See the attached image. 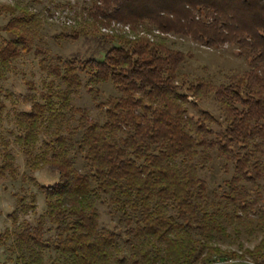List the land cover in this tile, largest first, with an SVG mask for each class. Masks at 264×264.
<instances>
[{
    "label": "trees",
    "instance_id": "16d2710c",
    "mask_svg": "<svg viewBox=\"0 0 264 264\" xmlns=\"http://www.w3.org/2000/svg\"><path fill=\"white\" fill-rule=\"evenodd\" d=\"M82 11L88 27L119 24L129 32L92 35L101 58H57L55 64L42 58L38 66L46 79L40 88L24 81L21 99L29 109L13 111L9 132L26 169H47L55 181L37 186L26 173L19 176L9 141L0 133V180L20 177L38 187L44 203L31 224L24 217L36 214V194L24 188L12 194V229L0 232V247L15 256L1 264H47L43 253L50 250L56 253L51 264H211L234 256L213 240L227 236L229 225L251 221L260 208L264 0H90ZM8 12L11 17L0 28V82L13 61L46 53L33 43L37 14L27 7ZM155 28L209 47L237 45L246 69L228 75L223 84L200 78L179 83L185 57L153 35ZM79 34L93 33L81 28L62 37ZM81 74L102 122L71 104L83 85ZM105 82L117 95L99 103L95 86ZM208 96L221 110L224 126L218 130L207 112H189ZM2 97L10 95L0 86V122L6 112ZM71 119L74 127L67 123ZM71 152L81 159V168ZM213 154L223 161L224 173L231 167L220 194L209 191L198 175L210 170ZM97 201L118 214L121 230L100 226ZM253 262L262 264L257 258Z\"/></svg>",
    "mask_w": 264,
    "mask_h": 264
},
{
    "label": "rangeland",
    "instance_id": "374dc122",
    "mask_svg": "<svg viewBox=\"0 0 264 264\" xmlns=\"http://www.w3.org/2000/svg\"><path fill=\"white\" fill-rule=\"evenodd\" d=\"M90 5V0H0V28L5 26L11 14L14 11L18 13V7H27L29 11L37 14L36 20L32 25L35 30L34 45L45 51V54L35 56L32 52L25 57L12 62V69L7 73L4 81L0 82L3 90L10 95L9 98L2 97L6 107L5 116L0 122V133L9 141L10 149L15 159L19 176L26 173L32 177L37 186L50 185L55 181V175L47 169L30 173L25 167V158L19 151V147L14 143V135L9 131L14 129L13 111L28 110L29 104L22 102V95L26 93L24 81L28 80L40 88V82L45 80V75L38 66V61L42 58L48 64H55L57 58L70 59L77 58L79 60L88 59L89 57L101 58V53L97 52L98 42L92 35H110L119 33L120 31L129 32L122 26L117 24L107 29L88 27L84 22L82 8ZM85 31L89 29L91 33L88 36L79 34L76 38H63L65 34H70L73 30ZM153 35L163 37L166 46L170 49L180 51L185 60L178 70L177 81L191 82L197 79L210 80L214 84H223L227 81V76L234 73H241L246 69L245 60L238 55V47L234 44H224L218 47H209L204 43L193 40L190 36L177 34L173 32H160L156 28L152 30ZM0 35H4L0 31ZM87 77L81 74L82 84ZM100 94L98 102H104L109 96H116L110 82H105L95 86ZM186 88V86H184ZM182 91H185L183 89ZM71 104L74 108H85L89 112V116L98 122L104 120L103 113L96 108L92 96L83 84L72 98ZM205 111L218 122L212 125L214 130H218L224 126L221 118V110L217 102L212 96H208L197 101V109L189 108L192 115L196 111ZM196 118V116H195ZM70 127H74L76 122L74 119L69 120ZM77 168H81V159L70 154ZM214 160L210 164V170H201L198 175L203 179L209 191H215L220 194L221 188L224 189V181L231 176V167L229 173H224L220 166L223 161L217 159L213 154ZM260 198L258 205L260 206L257 215H251V221L244 224H232L227 227V236L215 235L213 243L220 251L227 254L235 253L232 257L225 259H217L211 264H256L254 259L257 258L264 264V182L259 181ZM249 186V185H248ZM24 188L36 194L37 211L36 214H29L24 219L34 224V219L44 211L43 196L39 193L38 187L29 183H24L18 177L16 180L9 178L0 180V232L9 228L12 229L9 214L15 209L16 201L13 193L21 192ZM103 198V197H102ZM96 207L99 213L100 226L111 230L119 231L122 224L118 221V214L110 213L106 206L97 201ZM232 206L227 208L231 211ZM23 217H20L21 221ZM50 235V233H47ZM122 251L125 255H129L130 249L120 241ZM251 254V255H250ZM15 254L10 253L7 249L0 247V264L7 261L8 258H14ZM56 257L53 250L43 253V260L47 264H51L50 259ZM254 258V259H252Z\"/></svg>",
    "mask_w": 264,
    "mask_h": 264
},
{
    "label": "built area",
    "instance_id": "2783aa9c",
    "mask_svg": "<svg viewBox=\"0 0 264 264\" xmlns=\"http://www.w3.org/2000/svg\"><path fill=\"white\" fill-rule=\"evenodd\" d=\"M116 24H112V28H114V26H115ZM119 24H117V26H118ZM125 30H128V27L127 26H125V27H123ZM103 29H106V28H103ZM108 30V29H107Z\"/></svg>",
    "mask_w": 264,
    "mask_h": 264
}]
</instances>
